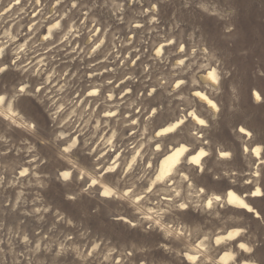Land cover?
Masks as SVG:
<instances>
[{"label": "clouds", "instance_id": "clouds-1", "mask_svg": "<svg viewBox=\"0 0 264 264\" xmlns=\"http://www.w3.org/2000/svg\"><path fill=\"white\" fill-rule=\"evenodd\" d=\"M90 2L123 21L125 0ZM242 4L264 25V0H155L149 22L176 38L162 60L152 57L167 71L153 77L155 64H144L151 90L118 103L105 94L91 102L100 112L76 100V73L42 55L53 37L84 36L83 25L53 13L38 37L42 22L30 35L0 24V264H264V29L249 42ZM87 33L77 56L104 44ZM53 184L76 214L45 201ZM12 215L35 227L7 222Z\"/></svg>", "mask_w": 264, "mask_h": 264}, {"label": "rangeland", "instance_id": "rangeland-1", "mask_svg": "<svg viewBox=\"0 0 264 264\" xmlns=\"http://www.w3.org/2000/svg\"><path fill=\"white\" fill-rule=\"evenodd\" d=\"M54 2L55 0H48L46 4L45 0H39V3L36 0H0V24L3 25V28H11L13 34L17 29H20L26 35H30L29 30L32 29L34 31L36 27L40 26L38 22H42L45 26L40 28V32L37 33L38 37H42L48 35L52 29L53 13H55L57 19L60 16L65 17L64 21H62L65 25L72 21L73 26H84V36H76L72 43L67 45L53 37L51 42H46L48 47L42 53L43 58L55 54L57 57L55 63L59 64L60 69L68 71L69 77L76 73L77 78L72 81L75 88L73 95L81 103V107L87 106L89 111H92L95 107V110L100 112L103 105L96 106L91 102L100 99L105 94L112 95V103H118L121 99L127 100L139 92L146 93L150 91L154 79L149 80L147 75L142 73L144 64L150 66L155 64L154 70L152 67L149 68L153 77L167 71L164 64L153 61L152 57L159 51L161 53L160 59L162 60L168 51L175 46L176 38L173 37L172 43H169L165 36L170 31V25L160 23L159 26H156L149 22L155 0H139V2H132L130 7L127 0H125L123 21H118L108 11L96 9L89 11L91 7L90 0H80L77 8L71 11H69L71 9L69 0H62L53 9L52 4ZM241 8L240 25L249 33V42L254 43V39H251L253 30L256 28L264 29V25H261L257 20L261 13L255 6L248 9L246 4H242ZM142 12L145 14L140 15ZM207 27L209 32L212 33L218 30L213 21H208ZM87 29L95 32L93 43L103 40L104 44L94 56L84 57L83 53L77 56V53L72 52L71 49L76 47L77 52H79L80 47L84 46L85 36L88 34ZM23 39L24 37H20L18 42L22 43ZM106 53H111L108 59H105ZM89 64L95 65V68H88L87 65ZM94 71L102 72L103 75H93ZM126 74H136L140 78L135 83L131 81L120 83V80ZM113 76H115L113 84L109 85L108 88L119 84V87L115 89V93L109 92L108 88L99 91L90 86V82L100 83L105 79L113 78ZM11 77L12 74L10 73L9 78ZM92 93L97 94L92 95ZM139 115V113L135 114L136 117H139ZM131 118L134 117L129 116V119ZM108 119L115 120V117L109 118L105 116V120ZM221 136L222 138H227V131H222ZM21 160H23V157ZM36 164H39V161L34 160L33 165ZM25 168H28L27 164H25ZM50 169L51 165L47 167L41 166L38 172H46L50 171ZM30 171L31 169L29 168ZM22 179L26 181L28 177L25 176ZM61 192L62 190H59L58 186L53 184L49 186L47 191L43 192V196L46 202L65 208L71 214H76V210L63 201ZM8 194L14 195V191L10 189ZM21 219L24 220V224L28 227H35L30 217L15 215L6 217V221L10 223H15ZM48 219L51 220V213H49ZM117 231L120 230L117 229Z\"/></svg>", "mask_w": 264, "mask_h": 264}, {"label": "bare ground", "instance_id": "bare-ground-1", "mask_svg": "<svg viewBox=\"0 0 264 264\" xmlns=\"http://www.w3.org/2000/svg\"><path fill=\"white\" fill-rule=\"evenodd\" d=\"M163 169H164V165L162 164V165H161V170H163Z\"/></svg>", "mask_w": 264, "mask_h": 264}, {"label": "snow or ice", "instance_id": "snow-or-ice-1", "mask_svg": "<svg viewBox=\"0 0 264 264\" xmlns=\"http://www.w3.org/2000/svg\"><path fill=\"white\" fill-rule=\"evenodd\" d=\"M243 131V130H242Z\"/></svg>", "mask_w": 264, "mask_h": 264}]
</instances>
